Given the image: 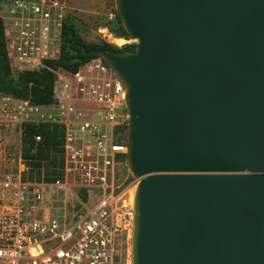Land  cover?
Wrapping results in <instances>:
<instances>
[{
  "label": "water",
  "instance_id": "obj_1",
  "mask_svg": "<svg viewBox=\"0 0 264 264\" xmlns=\"http://www.w3.org/2000/svg\"><path fill=\"white\" fill-rule=\"evenodd\" d=\"M130 264H264V0H114Z\"/></svg>",
  "mask_w": 264,
  "mask_h": 264
},
{
  "label": "built area",
  "instance_id": "obj_2",
  "mask_svg": "<svg viewBox=\"0 0 264 264\" xmlns=\"http://www.w3.org/2000/svg\"><path fill=\"white\" fill-rule=\"evenodd\" d=\"M7 14L16 70L43 67L61 33L62 9L51 0H10ZM53 72L49 103L0 92V146L21 145L25 124L63 129L61 175L52 181L25 179L21 150L0 149V264H130L122 249L138 179L126 163V87L101 57Z\"/></svg>",
  "mask_w": 264,
  "mask_h": 264
},
{
  "label": "trees",
  "instance_id": "obj_3",
  "mask_svg": "<svg viewBox=\"0 0 264 264\" xmlns=\"http://www.w3.org/2000/svg\"><path fill=\"white\" fill-rule=\"evenodd\" d=\"M116 19L115 34L125 39H129L126 34L121 18L114 11ZM62 33L64 34L65 42L68 45L70 52L64 53L57 59L50 61L48 64L50 69H44L37 75V81L42 88H45V93H38L34 96H29L26 92V87L15 83L8 73L5 72L4 67L7 65L6 46L3 41V25L0 20V92L11 94L18 98L29 99L36 104L49 103L52 100L55 74L52 71L59 67L74 71L77 66L83 61L81 60L85 51L92 48H102L106 50H133L135 44H126L121 48H116L109 43H88L82 41L75 29L68 24L62 25ZM100 57V56H93ZM52 69V70H51ZM35 135H40L41 140L36 142ZM63 129L59 125H41L39 127L25 124L21 138V158L26 167V173L23 177L25 179H35L52 181L57 176L61 175L62 167V142Z\"/></svg>",
  "mask_w": 264,
  "mask_h": 264
},
{
  "label": "rangeland",
  "instance_id": "obj_4",
  "mask_svg": "<svg viewBox=\"0 0 264 264\" xmlns=\"http://www.w3.org/2000/svg\"><path fill=\"white\" fill-rule=\"evenodd\" d=\"M10 0H0V20L3 25V41L6 46V60L7 65L4 70L10 78L17 84L25 86L26 92L29 96H34L40 92L45 93L46 89L42 88L37 81V75L44 69H50L49 62L57 59L64 53L70 52L68 45L65 42L64 34L61 33L55 39L53 46L51 47L52 56L44 60V66L33 71H18L9 59L7 51V39L5 36V25L8 22L7 16V4ZM56 2L62 9L63 24L71 25L78 37L88 43H109L110 45L121 48L126 45L125 38L115 34L116 19L114 17L115 4L114 0H51ZM111 34V35H110ZM114 38V39H113ZM123 38V39H120ZM130 39V38H129ZM115 40V41H114ZM116 40H121L119 43ZM1 41V38H0ZM121 45L120 47L117 46ZM136 39H131L130 44H136ZM52 70V69H51ZM53 69L52 71H54ZM11 139L9 144H3L0 149H5V153L9 155H17V151L20 149V143H14ZM21 169V167H20ZM126 171H124L125 173ZM26 173V172H25ZM70 203V202H67ZM56 204V203H55ZM62 202H60V205ZM123 255L126 258L127 253L130 254V240L128 244H125L122 249Z\"/></svg>",
  "mask_w": 264,
  "mask_h": 264
},
{
  "label": "bare ground",
  "instance_id": "obj_5",
  "mask_svg": "<svg viewBox=\"0 0 264 264\" xmlns=\"http://www.w3.org/2000/svg\"><path fill=\"white\" fill-rule=\"evenodd\" d=\"M110 35H111V34H110ZM113 39H114V38H113ZM114 41H115V40H114ZM116 41H118V40H116ZM118 42L120 43L121 40H119ZM117 44H118V43H117ZM132 194L134 195V191H133V189L131 190V195H132Z\"/></svg>",
  "mask_w": 264,
  "mask_h": 264
},
{
  "label": "flooded vegetation",
  "instance_id": "obj_6",
  "mask_svg": "<svg viewBox=\"0 0 264 264\" xmlns=\"http://www.w3.org/2000/svg\"><path fill=\"white\" fill-rule=\"evenodd\" d=\"M128 40V39H127Z\"/></svg>",
  "mask_w": 264,
  "mask_h": 264
}]
</instances>
